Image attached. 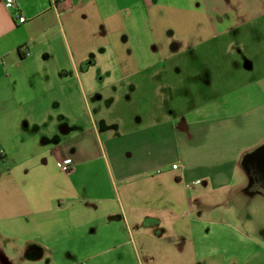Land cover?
I'll use <instances>...</instances> for the list:
<instances>
[{"label":"crops","instance_id":"obj_1","mask_svg":"<svg viewBox=\"0 0 264 264\" xmlns=\"http://www.w3.org/2000/svg\"><path fill=\"white\" fill-rule=\"evenodd\" d=\"M17 6L23 23L0 0L3 264L10 251L22 255L29 244L49 254L76 253L69 246L76 240L87 257L107 259L126 245L145 264H198L214 249L211 228L227 224L209 211L246 179L242 158L264 141V112L240 117L211 114L206 105L182 107L186 94L208 88L194 73V55L215 49L214 37L263 18L264 0H17ZM106 56L118 82L131 79L132 92L140 74L159 70L160 78L148 79L160 94H171L175 107L161 106L162 114L145 122L138 108L128 120L123 109L120 115L94 107L95 118L87 94L84 113L74 108L73 94L64 108L36 105L37 94L47 92L40 74H59L63 83L76 76L82 85L79 68ZM110 98L111 106L124 99ZM67 158L64 172L57 161Z\"/></svg>","mask_w":264,"mask_h":264},{"label":"rangeland","instance_id":"obj_2","mask_svg":"<svg viewBox=\"0 0 264 264\" xmlns=\"http://www.w3.org/2000/svg\"><path fill=\"white\" fill-rule=\"evenodd\" d=\"M209 43L215 49L210 51L199 49L194 55L196 63L194 73L198 81H203L208 88L201 94H186L188 99L182 107L206 105V108H209L207 111L211 114L223 112L227 115L238 114L240 117L244 114L251 115L255 109L264 112V17L252 24L231 29L227 35L214 37ZM92 61L79 68L82 85L76 76L69 78V82L63 83L59 74L46 72L40 74V84L47 92L37 94L39 102L36 101V105L39 103L47 109L64 108L66 94H73L74 108L84 113L87 112L88 107L81 99V94H87L92 112L94 107L110 108L113 111L117 110L121 115L119 112L123 109L127 112L126 117L129 120L130 113L138 108L145 111V122L160 116L161 106L175 107V99L168 98L171 94H160L157 88L155 89L157 84L148 79L153 76L160 78L159 70L157 73L149 70L140 74L137 77L140 81L135 84L136 91L132 92V86L129 84L131 79L118 82L116 67L111 58L106 56L101 62ZM110 95L122 96L124 99L120 100L121 104L115 103L111 106ZM31 97L29 94L28 98ZM223 103L227 107H221ZM224 109L226 110L223 111ZM93 113L96 118V113ZM108 118L113 120L115 116L108 114ZM242 168L245 171L243 166ZM239 172L241 174L240 169L237 171L238 177ZM245 178L242 184L230 190L228 196L218 197L219 205H215L209 211L213 218L219 221L222 219L227 224L211 228L214 249L201 254L198 264H264V193L258 190L250 175L245 173ZM0 237H3L2 234ZM69 246H75L77 252L49 254L45 251H37L30 244L25 245L22 255L10 251L8 262L9 264H145V256L142 253L136 255L126 245L107 259H99L95 255L85 256L81 252L80 241H71ZM0 264H3L2 258Z\"/></svg>","mask_w":264,"mask_h":264},{"label":"flooded vegetation","instance_id":"obj_3","mask_svg":"<svg viewBox=\"0 0 264 264\" xmlns=\"http://www.w3.org/2000/svg\"><path fill=\"white\" fill-rule=\"evenodd\" d=\"M263 143L264 142H262V144ZM250 175L252 176L254 184L257 186L258 190L264 193V148L260 149L255 155L250 169Z\"/></svg>","mask_w":264,"mask_h":264},{"label":"built area","instance_id":"obj_4","mask_svg":"<svg viewBox=\"0 0 264 264\" xmlns=\"http://www.w3.org/2000/svg\"><path fill=\"white\" fill-rule=\"evenodd\" d=\"M54 2V0H53ZM4 6L7 10L11 11L12 17L15 19L17 23H23L26 21L24 15L21 14L19 7L17 6V0H4ZM71 160L63 159L57 161V165L61 168L62 171L67 172L70 169ZM177 165L174 164L173 168H176Z\"/></svg>","mask_w":264,"mask_h":264},{"label":"water","instance_id":"obj_5","mask_svg":"<svg viewBox=\"0 0 264 264\" xmlns=\"http://www.w3.org/2000/svg\"><path fill=\"white\" fill-rule=\"evenodd\" d=\"M262 148H264V143H263L261 146L255 148L254 150H252V151L246 153V154L243 156L241 164H242V166L244 167V169H245V171H246V173H247L248 175H250V169H251L252 163H253V161H254L255 155H256V154L258 153V151H259L260 149H262ZM250 177H252V176L250 175Z\"/></svg>","mask_w":264,"mask_h":264},{"label":"trees","instance_id":"obj_6","mask_svg":"<svg viewBox=\"0 0 264 264\" xmlns=\"http://www.w3.org/2000/svg\"><path fill=\"white\" fill-rule=\"evenodd\" d=\"M60 0H54V3L55 4H58Z\"/></svg>","mask_w":264,"mask_h":264}]
</instances>
